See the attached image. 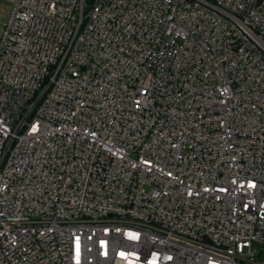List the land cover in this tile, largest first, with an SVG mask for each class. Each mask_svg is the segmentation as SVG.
<instances>
[{
  "label": "built area",
  "instance_id": "2783aa9c",
  "mask_svg": "<svg viewBox=\"0 0 264 264\" xmlns=\"http://www.w3.org/2000/svg\"><path fill=\"white\" fill-rule=\"evenodd\" d=\"M0 264H264V0H0Z\"/></svg>",
  "mask_w": 264,
  "mask_h": 264
},
{
  "label": "rangeland",
  "instance_id": "374dc122",
  "mask_svg": "<svg viewBox=\"0 0 264 264\" xmlns=\"http://www.w3.org/2000/svg\"><path fill=\"white\" fill-rule=\"evenodd\" d=\"M5 13L3 12L2 14H0V22L2 21V20H4V18H5V15H4Z\"/></svg>",
  "mask_w": 264,
  "mask_h": 264
}]
</instances>
